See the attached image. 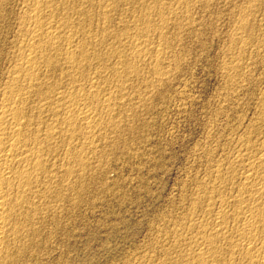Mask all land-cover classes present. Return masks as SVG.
I'll list each match as a JSON object with an SVG mask.
<instances>
[{
    "label": "bare ground",
    "instance_id": "6f19581e",
    "mask_svg": "<svg viewBox=\"0 0 264 264\" xmlns=\"http://www.w3.org/2000/svg\"><path fill=\"white\" fill-rule=\"evenodd\" d=\"M10 1L19 11L8 18L17 36L0 88V264H31L41 262L45 214L82 194L85 145L134 108L126 95L169 79L179 60L167 30L190 25L210 0ZM235 12L224 124L203 152L205 173L188 214L166 224L163 253L132 264H264V0Z\"/></svg>",
    "mask_w": 264,
    "mask_h": 264
},
{
    "label": "rangeland",
    "instance_id": "374dc122",
    "mask_svg": "<svg viewBox=\"0 0 264 264\" xmlns=\"http://www.w3.org/2000/svg\"><path fill=\"white\" fill-rule=\"evenodd\" d=\"M243 2L210 0L208 8L195 7L190 25L167 30L178 67L146 94L141 87L126 95L134 108L114 121L115 134L108 123L94 132L98 142L83 150L91 166L79 181L82 194L69 192L63 208L57 203L45 214L41 262L31 264H132L163 253L166 224L188 214L194 178L205 173L203 152L214 148L224 124L221 66ZM18 11L10 0L0 8V88L17 36L8 18Z\"/></svg>",
    "mask_w": 264,
    "mask_h": 264
}]
</instances>
